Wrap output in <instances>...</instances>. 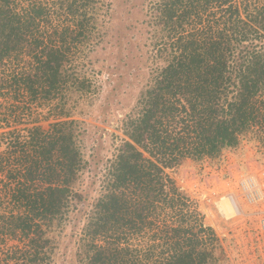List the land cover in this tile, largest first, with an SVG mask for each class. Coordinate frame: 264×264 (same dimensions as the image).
I'll list each match as a JSON object with an SVG mask.
<instances>
[{
	"label": "trees",
	"instance_id": "obj_1",
	"mask_svg": "<svg viewBox=\"0 0 264 264\" xmlns=\"http://www.w3.org/2000/svg\"><path fill=\"white\" fill-rule=\"evenodd\" d=\"M141 4L147 76L91 199L75 116L113 0H0V264H218L168 170L248 136L263 153L264 0Z\"/></svg>",
	"mask_w": 264,
	"mask_h": 264
},
{
	"label": "rangeland",
	"instance_id": "obj_2",
	"mask_svg": "<svg viewBox=\"0 0 264 264\" xmlns=\"http://www.w3.org/2000/svg\"><path fill=\"white\" fill-rule=\"evenodd\" d=\"M141 3L142 0H113L108 34L88 65L96 92L91 94V104L84 103L85 113L75 117L84 121L83 150L89 163L77 187L87 188L91 199L98 191L103 165L112 153L114 136H121V120L147 76L145 40L140 34L144 31ZM51 121L42 119L38 124L47 129ZM256 145L249 136L244 137L236 148L224 150L217 160L196 162L186 158L168 170L189 195L190 205L201 215L202 222L218 236V264H264V236L256 238L255 224L249 220L251 207L237 196L235 184L240 174L252 173L264 187V150L256 152ZM229 195L239 210L233 216H227L220 205L221 198ZM69 231L67 225L63 235ZM8 243L15 245L17 241Z\"/></svg>",
	"mask_w": 264,
	"mask_h": 264
},
{
	"label": "built area",
	"instance_id": "obj_3",
	"mask_svg": "<svg viewBox=\"0 0 264 264\" xmlns=\"http://www.w3.org/2000/svg\"><path fill=\"white\" fill-rule=\"evenodd\" d=\"M235 184L238 191L237 196L251 207L249 220L255 224L256 238L258 239L260 236H264V187L257 176L252 175V173L240 174ZM229 196L236 205L233 196Z\"/></svg>",
	"mask_w": 264,
	"mask_h": 264
},
{
	"label": "bare ground",
	"instance_id": "obj_4",
	"mask_svg": "<svg viewBox=\"0 0 264 264\" xmlns=\"http://www.w3.org/2000/svg\"><path fill=\"white\" fill-rule=\"evenodd\" d=\"M220 205L227 216H233L238 212V209L230 196L222 197Z\"/></svg>",
	"mask_w": 264,
	"mask_h": 264
}]
</instances>
